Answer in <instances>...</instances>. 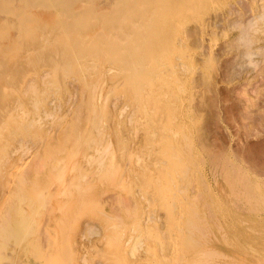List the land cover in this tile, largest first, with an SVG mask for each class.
Here are the masks:
<instances>
[{
    "label": "rangeland",
    "instance_id": "obj_1",
    "mask_svg": "<svg viewBox=\"0 0 264 264\" xmlns=\"http://www.w3.org/2000/svg\"><path fill=\"white\" fill-rule=\"evenodd\" d=\"M76 1H73V3L75 2L73 7L79 13L83 10L86 2L85 0ZM144 2L151 6H156L155 8L158 11V14L152 15L151 20L145 22V27L149 29L151 26V29L160 30V32L165 35V37L160 40V43H156L155 40L157 38H150L149 40L145 39V42L151 45L152 50L155 49L153 51L154 54L157 53L161 58H166L165 64L170 67L169 69L173 68L178 72V75L182 78H180V81L178 82L180 84V89L177 90L176 88H173L174 92H163V100L157 96L158 106H156V100H148L146 94L142 100L144 102L147 101L150 104L147 105V103H140L143 107L141 110L143 112L136 114L134 122L131 124L127 117L128 114L132 112L131 110L134 109L136 99L133 98V95L127 93L125 90L127 88L126 86V88H124V85H121L118 81L117 83L121 85L120 87L117 85L116 81H114L115 79H109L106 82V85L109 87L113 86L114 90L110 91L111 96L108 99L109 103H106L107 106L104 108L105 114L103 112V119L107 122L108 130L106 134L102 136V139H99L96 135H93L91 138L98 137L96 141L99 140L101 143L103 141L104 144L112 142V145H108L110 146L109 149L113 150L115 154L113 155L117 157L115 160L118 165L117 167L120 169V173L123 169L125 170L122 172V177L126 183V187L119 188L118 199L122 200L125 198L124 200L128 202V205L127 202L125 203V207H130L129 205H132V202H136V207L134 208L136 209L135 216L141 219V226L143 227H141V238H145L146 241L153 243L156 251L158 250L160 262L145 263L146 257L144 256L145 253L143 252V246H135L134 243L136 240L134 238L132 240L128 239L131 232L133 218L125 213V210L127 209L122 206L125 201L121 204V201L116 202L115 198L109 197L111 189L109 187L110 183L108 180L104 179L103 186L95 188L96 191L100 193V197L97 198L95 203H93L94 205L90 204L93 208L89 209L88 205H86L84 206L85 209L79 213L80 218L74 225V238H72L70 244L64 236V231L60 230L52 223L48 224L43 232H41L42 235L39 236L32 232L30 233L31 236L28 233L25 235L23 233L20 234L23 236H19V240L18 236L16 239V236L9 234V236H12V239H10L11 237L9 238L10 242H8L7 239V241L5 240L8 242L6 243V247L4 246L6 249L5 255L7 252L12 254V252L17 249V254L15 251L13 252V255L15 253L13 260L10 256L11 254H8L9 257L7 258H10V264H18L17 262H19V264H22L23 262L26 264H55V261L52 260L53 258L56 259V264H62V261L66 257L64 254L65 251L59 252L57 248L53 253L49 250L45 241L47 233L51 234L52 232H55L58 245L66 244L68 250L73 251L74 256L72 264H104L106 262V264H139L142 261L141 264H264V198L262 197L264 196V0H145ZM56 7L58 8L61 6L50 8L49 10L52 14L58 13L59 8L57 9ZM41 16L42 15L39 14V22L44 19V17L42 18ZM38 21L35 20L36 23L34 22L32 24L30 33L35 31V26L40 24ZM242 33H246V39H249L250 41L246 42V39L240 35ZM26 34L27 31H25L24 36H26ZM241 36L246 43H243ZM40 40L41 39L36 38V42H39ZM37 45L38 44H35V46ZM91 45H94V41ZM45 47L48 49L45 51L46 53L43 51L46 49L40 50L42 51V54L41 52L40 56L38 54L39 59L36 58L38 62H36L32 54L33 61H30L29 58L27 60V57L29 56L24 54L26 53V46H24V44L19 48V51L11 50V52H9V55L11 53V60L10 56H7L10 61L7 63V68H4L3 70L4 73H6L0 74V82L4 84L6 81L5 85L2 86L0 84V96L2 95L0 97V114L6 107L10 109L13 108L15 103L10 100L12 94L10 95L11 92L9 91L11 87H19V85L23 83V80L30 82L31 79L33 81L36 78L35 80H38V82L41 83V79L44 80L41 76H45L43 71H52L53 67V71L50 74L53 75V72L56 71L55 73L57 75H54V78L57 77L64 82L61 69L63 64H65L64 62H67V59L57 58L55 62L57 66L54 64L49 65L51 63L46 66V63L44 64L42 62V55L47 54L48 51L49 56L52 55V53L50 52V45L48 47L44 45L43 48ZM13 52L18 55H14ZM20 54L22 55V58L18 59L21 57ZM248 54L251 55V60L249 59ZM1 56L2 55L0 54V57ZM91 56L92 53H90V57ZM24 59L27 60V62H30L27 64ZM22 60H24V62H22ZM248 60L250 62L253 60L252 63L254 64L251 65ZM39 62L40 64L42 63V65H40ZM12 63H16V65L13 66ZM11 65L13 67L12 75L16 74L17 77L15 75L10 76L7 74V71L10 72L8 68H11ZM41 66L43 68H41ZM242 66H244V68ZM110 69L111 67L109 68V71L112 72ZM133 72V75L136 76L138 69L135 67ZM21 73L23 75H21ZM25 73L27 74L26 76H24ZM2 76L6 78L4 79V82ZM10 77H12V79ZM68 80L69 84L71 83L72 86L78 84V80H75L74 78H69ZM113 81L115 82V85ZM5 86H7L6 91L4 89ZM104 92H106L105 89ZM121 92H124V94ZM118 94L123 95L120 96ZM116 97H120L118 99L119 103H114L113 106L112 102H114L113 100ZM5 99L8 100V102ZM63 100L64 102L61 111H65L69 106L64 105L66 104V100L68 102L73 101L72 98H64ZM169 100L171 102L169 104H173L174 106L175 115L173 117L166 112L168 111V105L165 104ZM53 103L51 106H54L56 103L58 104V100H55ZM129 103H131V108L128 107L127 111L121 114L120 117L118 115L115 123L109 119V116H106L109 114L113 117V111L116 108L122 104ZM2 104L6 106L3 107ZM162 108H165L166 111L165 109L162 110ZM107 109L109 111H107ZM148 110L151 112H147L148 117H146L145 111ZM164 111L166 112V116ZM87 113L88 112L83 113L81 117V126L83 127L86 125ZM115 113L117 115L119 112ZM182 119L186 120V125L181 128L179 120ZM172 120L174 126L181 128V135L179 137V148L181 149L179 150L183 154V157L180 156V159H178V161L176 160V163L171 164L168 159H165L164 154L168 148L166 140L169 138L168 135L170 134L164 126L165 124H171ZM128 122L130 123L128 124ZM114 124L119 128L118 135L111 133L112 131L110 132L109 127H113ZM2 129L3 136L9 137L7 132H5V128ZM2 131L0 132L1 134ZM124 131L125 133H123ZM187 145H190V148ZM68 150L66 152L67 155H69L65 157L66 159L70 158L71 154L73 155V149L69 147ZM130 150L133 151L134 157L128 163L125 157L127 154L126 151ZM136 155L139 156L138 159L140 158L139 160L141 162L136 158ZM74 156H76V154ZM228 159L232 160L233 162H230L235 164L232 166ZM162 162H164V164ZM62 165L63 163L60 161L59 166L62 167ZM237 165L241 169L245 167L241 170V172L243 171L246 175L245 177L243 174L241 177V180H243V178L245 180L243 183L239 178L243 172L240 173V169H237ZM124 167H126V169ZM168 167L174 169L177 168L178 170L182 169L187 174H184V171L182 172L181 170V175L177 182L178 188H184V186L186 188H184L185 195L181 194V196H184L185 198L180 197L184 201L183 205L181 204L180 199L178 200L180 206L185 210L180 207L182 213L180 211L177 213L179 216L178 223L180 225L178 229L176 228L174 236H171L176 242L177 251L175 250V252H172L169 247H164V244L167 243L159 245V240L155 241V239L150 238L152 235L149 236V232L150 234L152 231L156 230L166 232L170 231V228H168L169 224L165 218V208L159 206L154 200H152L154 196L151 195L150 191L143 194V192L140 193V189L138 188V184H140L139 182H142V178L144 177V170L147 169L148 174L153 178L155 177L154 181H156L159 178H166V173H170L171 170L170 168L168 169ZM189 167L190 170L188 169ZM197 168L198 171H196ZM183 174L186 176L184 177L185 180ZM235 174L240 175L239 177H236ZM135 177L137 179H135ZM186 178L188 179L186 180ZM238 180L239 183L237 182ZM193 181L195 189L192 190L191 185L193 184ZM246 184L247 186L245 188ZM15 185L16 181L13 180V186L15 187ZM235 187L238 188L235 189ZM258 188L260 190H258ZM196 189L197 192H200V196H196V194H198L197 192L193 194ZM243 189H246L247 191ZM129 190L132 191L125 195ZM191 190L193 191L192 193ZM190 193L192 195L191 197ZM121 196L123 198H121ZM10 198L11 199L8 200L7 204L14 200V195ZM127 198L132 200L128 201L129 199ZM197 198L198 201H192V199ZM259 198L260 200L258 201ZM175 199H177V197H175L174 200ZM171 200L174 201L173 199ZM65 202V200H62L61 205ZM252 202L254 204H252ZM103 203H105V205H103ZM115 203L117 204L116 209H120L119 213L116 210H113L112 206H115ZM50 210L52 211V209ZM47 216H50V214L47 213ZM158 216L160 218H158ZM158 219L160 220L157 221ZM231 219L234 222L232 221L231 223ZM153 220L155 221L153 222ZM161 222L163 223L161 224ZM195 223L197 227H194ZM153 224L155 226H153ZM229 224H232L230 225L231 227ZM94 225H96V227H94ZM88 226L94 228V230L96 229V233H93V236H91L92 234H84V231ZM151 226H153V228ZM160 226L162 229H160ZM191 226H193V228ZM180 227L183 228L182 232ZM194 228L197 229L195 230ZM149 229L153 230L150 231ZM117 233H119V235H117L118 237H114ZM146 233L148 234L143 237V234ZM202 234L204 236H202ZM237 234L240 235V237H237ZM84 235L87 238H85ZM233 236L240 239H237L236 237L234 238ZM231 237L232 239H230ZM164 241L167 240L165 239ZM124 244H127L126 247ZM12 245L15 248H13L14 250L11 248ZM131 245L132 250L134 247L139 249H134V252L130 251ZM160 246H163V249H165L164 251H161L162 253H160ZM4 247L1 245L2 249ZM27 248H29L28 251H26ZM137 252H140V254ZM205 253L208 254L206 255ZM153 258L154 257H152V259Z\"/></svg>",
    "mask_w": 264,
    "mask_h": 264
},
{
    "label": "bare ground",
    "instance_id": "obj_2",
    "mask_svg": "<svg viewBox=\"0 0 264 264\" xmlns=\"http://www.w3.org/2000/svg\"><path fill=\"white\" fill-rule=\"evenodd\" d=\"M73 1L72 0H0V54L2 55L0 57V74L6 73V72L4 73L3 70L4 68H7V63L11 60V53L9 55V52H11V50L19 51V48H21L23 44L24 46H26L25 48L26 53L24 54H27L29 56L27 57V60L29 58L30 61H33V56L36 60V58H38V54L39 56H40V52L42 54V51L40 50L46 49V47L43 48L44 45L47 47L50 45L51 46L50 52L52 53V55L49 56L48 53L49 51H48L47 52L48 55L47 54L42 55V62L44 64L46 63V66L49 63H51L49 65L52 64L56 65L55 62L57 58L67 59V62H64L65 64H63L61 69L63 73L62 78L64 82L59 80L57 77L54 78V75H57L55 73L56 71L53 72V75L50 74L53 71V67H52V71L48 70L47 71L48 73L46 71L45 72L43 71V74L45 73L44 75L47 78L45 76L40 75L44 79V80L41 79L42 85L40 82H38V80L37 81L35 80L36 79L35 78L36 75H35L34 76L35 79L33 81L32 79L30 82L27 80H23L22 84H20L19 81L20 84L19 87H11V89L9 88L10 91L8 90L9 92H11L10 95L12 94L10 100H12V102L15 104L13 105L12 109L6 107L5 110L1 111L0 114L2 117V119L0 117L1 120L0 130L2 131L3 130L2 128H5V132H7L9 136V137L3 136V131L2 134L0 133V242H1L0 244L2 245V247L4 246L6 247L7 245L6 243L10 242L9 241L10 237H11L10 239H12V236H9V234L16 236L15 237L16 239L17 236L18 239L20 238L19 236L22 237L23 235L20 234L23 233L24 235L26 233L30 235V233L32 232L35 233V235L39 236L42 235L41 232H43L44 228L48 226V224L50 223L54 224L60 230L64 231V236L69 241L70 244L72 238H74L73 237V233H74L73 231L75 229L74 225L76 221H78V219L80 218L79 213L82 212L83 209H85L84 206L86 205H88L89 209L93 208L90 206V204L95 203L97 201V198L100 197L99 196L100 193L97 192L95 188L103 186L102 184H104L103 182L104 179L108 180L110 183L109 187L111 189H110L109 197L115 198L116 202L121 201V204L123 201H125L124 204L122 205L123 207H125V203L127 202L126 200H124L125 198L121 196V198L123 199L122 200L118 199L119 188L126 187V183L124 182L122 177L123 174L122 172L124 169L120 173V169L117 167L118 165L115 161L117 157L114 156L115 154L113 150L109 149L110 148L109 145L112 142L111 143L108 142L109 144L108 145V144H104L103 141L102 143L99 140L96 141L98 137L99 139H102V136H104L108 130L107 122L105 119H103L104 118L103 112L105 114L104 108L107 106L106 103L107 104L109 103L108 99L111 96L110 91L114 90L113 86L109 87L106 85V82L109 79L110 80L115 79L114 81H116V83L119 81L121 85H124V88L127 87L125 89L127 93L133 95L134 96L133 98L136 99L134 103L135 107L133 110H131L132 112L128 114L127 117V119L131 122V124L134 122L135 115L138 114L139 112L141 113L143 112L141 111L143 107L140 103H147V105L150 104L147 101L144 102L142 100L146 94L148 100L151 101L156 100V106H158L159 104H157L158 101L157 96L160 97L161 100H163V92L170 93V91L174 92L173 88H176L177 90L180 89V84L178 82L180 81L181 77L180 75H178V72L173 68L169 69L170 67H168V65L165 64L166 58H161L157 53L154 54L153 51L155 49L152 50L151 45L145 42V39L149 40L150 38H155V39L157 38L155 40L156 43L158 42L160 43V40H162L165 37V35H163L160 32V30H156V29L153 30L150 28L151 26L149 27V29L145 27V22L151 20L153 14H158L157 9L155 8L156 6L154 5L151 6L149 4H146L144 2L145 0H85L86 4H84L83 10L78 13L77 10L73 7L75 3V2L73 3ZM55 6H61V7H58L59 8L58 13L52 14L49 9ZM38 13L42 15L41 16L42 18L44 17V19H42L40 22L38 21L40 20L38 18L39 17ZM35 20L38 21V23L40 24L37 23L38 25L35 26L36 27L35 31L30 33L32 24L35 22ZM25 31H27L26 36H24ZM240 35H242L243 38L246 39V33H242ZM36 38H39L41 40L39 42H36ZM244 39H243V43L250 41L249 39L248 40L246 39L245 42ZM93 41H94V45H91ZM35 44L38 45L35 46ZM47 49L43 51L45 52L47 51ZM90 53H92L91 57H90ZM15 54L17 53H14V55ZM31 54L33 56H31ZM7 56L8 57L10 56V60ZM248 56L250 59L251 55L248 54ZM20 58H22V55L18 59ZM24 60H22V62H24ZM27 60H25V63L28 64V62L30 61L27 62ZM36 62H38V60H36ZM252 62H250L251 65L254 64ZM12 65L13 66L16 65V63L14 64L12 63ZM12 65H11L12 69L8 68L10 72L7 71L8 72L7 74L10 76L12 75V70H13ZM40 65H42V63ZM110 67H111L110 70H112V72L109 71ZM135 67L138 69V73L136 76L133 75L134 74L133 69H135ZM242 67L244 68V66ZM41 68L43 67L41 66ZM32 70L36 72L34 69ZM22 73L21 75H23ZM18 74L20 75L19 72ZM13 75L17 77L16 74ZM26 75L27 74L25 73L24 76ZM10 78L12 79V77ZM69 78L72 79L74 78L75 80H78L77 81L78 84H74L75 86H72L71 83L69 84V80H68ZM4 79L6 78L3 77V82ZM5 83L2 84L0 82L2 86L5 85ZM117 85L121 87V85H119L118 83ZM6 87L7 86H5L4 88L5 91L7 90ZM104 89L106 92H104ZM121 93L124 94V92ZM64 98L65 99L72 98L73 101L68 102L66 100L65 102L66 104L64 105L67 106L69 105V106L65 109V111L63 110L61 111V107H63ZM116 98L113 100L114 102H112L113 106L114 103L115 104L119 103L118 99L120 97L117 98V101ZM55 100H58V104L56 103L54 106H51L54 104L53 102H55ZM6 101L8 102V100ZM169 103H171L170 100L165 104L168 105V111H166L165 108L164 109L166 112L169 113L170 116L173 117L175 115L174 106L173 104H169ZM5 106L3 105V107ZM128 107L131 108V103L122 104L113 111L114 112L113 117H111L107 113L106 116H109L110 118L109 117L108 118L115 123L117 116L119 115L120 117L121 114L127 111ZM164 109L162 108V110ZM107 111L109 110L107 109ZM86 112H88L86 116L87 121H86V125L83 127L81 126L82 124L81 117L83 113ZM115 112H119V113L116 115ZM147 112H151V111L149 110L145 111L146 117H148ZM166 112H165V116H166ZM179 121L181 128L182 126L186 125V120L182 119ZM130 122H128V124ZM115 125L116 124H114L113 127H109L110 132L112 131L111 133L118 135L119 128L118 126ZM164 127L166 130H168L167 132L170 133L168 135L169 138L166 140V145L168 148L164 153L165 159L166 160L168 159L169 162H171V164L176 163V160L178 161V159H180L179 158L180 156L183 157L182 156L183 154L179 150L181 149L179 148L180 147L179 137L181 135V128L174 126L173 120L171 121V124L169 125L165 124ZM123 133H125V131ZM93 135L94 136L96 135L98 137L91 138ZM69 147L73 149V155L71 154L70 158L67 157L68 159H66L65 157L69 155V154L67 155L66 152L69 149ZM188 147L190 148V145ZM126 152L127 154L125 158L129 163L133 159L134 153L132 150ZM64 153L65 155L63 156ZM75 154L76 156H74ZM138 157L139 156L136 155L137 159ZM60 161L61 163H63L62 167L59 166ZM228 161L230 162L232 160L228 159ZM162 163L164 164V162ZM230 164L233 166V164L235 163L230 162ZM124 168L126 169V167ZM169 168L171 170L170 173L168 172L166 173V178L163 179L159 178L156 181H154L155 177L153 178L151 175L148 174L147 169L144 170V177L142 178V182H139L140 184H138V188L140 189L139 190L140 193L143 192V194L150 191L151 195L154 196L153 198L151 197L152 200H154L159 206L165 208V218L167 223L169 224L168 228H170V231H166V232L164 231L161 232L157 230L152 231L151 234L149 232V236L152 235L150 238L155 239V241L159 240L158 242L159 245L161 244L163 245L164 243H167L164 244V247H169L170 250H172V252H175L176 242L174 241V238L171 236L172 235L174 236V233L176 232V228L178 229L180 225L178 223L179 216L177 215V213L179 211L181 212L180 202L182 205L184 202L181 199L184 196H181V194L185 195L184 188L186 187L184 186V188H178L177 182H178V178L181 175L180 171L182 169L178 170L176 167H175L176 169L168 167V169ZM238 168L239 166L237 167V169ZM244 168L242 169L239 168L240 173L243 172V171L241 172V170H243ZM188 169L190 170V167ZM235 170L234 172L236 173ZM183 171L184 170H182V172ZM196 171H198V168ZM183 173L186 174L185 171ZM184 174H183V178L186 177L184 176ZM243 174L244 172L240 177H239L240 174L236 175V177L238 176L241 180ZM136 177L135 179H137ZM187 179L188 178H186V180ZM13 180L16 181L15 187L13 186ZM241 181L243 183L245 181L244 178ZM237 182L239 183V180ZM192 185L194 186V181ZM192 185H191L192 187L191 189L193 190L195 189V186L193 188ZM246 186L247 184L245 185V188ZM236 188L238 187H235V189ZM192 190L191 193L193 192ZM258 190L260 189L258 188ZM130 191L132 190H129L128 193L126 192L125 195L129 194ZM195 192H197V189L193 192V194H195ZM191 193H190V197L192 196ZM197 193L198 194H196V196L199 195L200 192L198 191ZM12 195H14V200L11 201V203L7 204L8 200L11 199L10 197ZM175 197H177V199L174 200ZM262 197L264 198V196ZM171 199H173L175 202L172 201ZM179 199L180 202L178 203ZM62 200L66 201L63 205H61ZM130 200L132 199H129L128 201ZM193 200L198 201V198L192 199V201ZM259 200L260 198L258 199V201ZM135 203L132 202V205H129L130 207L128 206L125 207V209H127L125 210V213H127L129 217L133 218L131 224V232L130 235L128 236L129 237L128 239L132 240L134 238L136 240V242L134 243L135 246L136 245L143 246V252L145 253L144 256L146 257L145 263H159L160 259L158 257L159 256L158 250L156 251L153 243H150V241H146L145 238H141L142 234L140 235V233L142 231L141 230L142 221L141 219L135 216L136 215V209H134L136 207ZM141 204L143 205L142 202ZM252 204L254 203L252 202ZM103 205H105V203H103ZM116 205L117 204L115 203V206L114 205L112 206L113 210H116L119 213L120 209L119 208L116 209L117 208ZM50 209H52V211ZM47 213L50 214V216H47ZM158 218L160 217L158 216ZM159 220L160 219H158L157 221ZM154 221L155 220H153V222ZM230 221L232 223L233 220L231 219ZM162 223L163 222H161V224ZM154 224L153 226H155ZM191 224L194 225L193 223ZM230 225L232 224H229V226ZM153 226L151 227L153 228ZM94 227H96V225H94ZM191 227L193 228V226ZM194 227H197L196 223ZM160 229H162L161 226ZM180 229L182 232L183 228L180 227ZM149 230L151 231L153 229H149ZM85 233L89 235L92 234L91 236H93V233H96V229L94 230V228L88 226L84 231V234ZM147 234L148 233L143 234V237H145ZM117 235H119V233H117L114 237H118ZM202 236L204 235L202 234ZM237 237H240V235H238ZM6 239L8 240V242H6L7 241ZM165 239L167 241H164ZM230 239H232V237ZM45 241L51 252L54 253V251L57 248L59 252L65 251L64 254L66 257L62 261V264H72V259L74 256L73 251L68 250L66 244L58 245L55 232H52L51 234L47 233V236H45ZM1 245H0V264H10V260H9L10 258L7 257H9L8 254L11 253L7 252L5 255L6 249L4 247L3 248L4 252H3ZM12 246L11 248L12 250H14L15 248L14 246L13 247ZM134 249H139V248L134 247L133 250ZM16 250L14 251L16 252ZM28 250L29 248H27L26 251ZM133 250L131 245L130 251ZM164 250L165 249H163V246H160V253H162L161 251ZM13 252L10 255L12 257V260L15 255V253L13 255ZM137 253L140 254V252ZM152 257L154 258L152 259ZM52 260L55 261L56 264V259L53 258ZM142 262H140L139 264H141ZM17 263L19 264V262ZM22 264H26V263L23 262Z\"/></svg>",
    "mask_w": 264,
    "mask_h": 264
}]
</instances>
